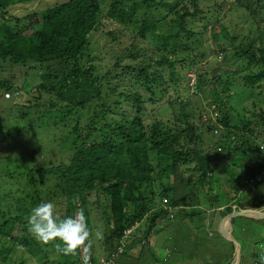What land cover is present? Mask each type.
Returning <instances> with one entry per match:
<instances>
[{
  "label": "trees",
  "instance_id": "trees-1",
  "mask_svg": "<svg viewBox=\"0 0 264 264\" xmlns=\"http://www.w3.org/2000/svg\"><path fill=\"white\" fill-rule=\"evenodd\" d=\"M34 1L0 0V71H12L19 64L22 67L19 71L25 77L17 85L13 77L0 76V91L2 95L6 91L20 94L21 100L7 98L12 105L5 110L17 121L26 122L17 131L12 129L19 122L12 127L4 125L5 129L0 131V154L10 139L29 136L32 146L27 154L29 162H24L26 169L1 178L2 182L10 178L16 191L11 183H4L7 194H0V264H81L79 256H64L52 244L42 245L28 232L27 218L42 202L54 203L55 212L61 217L74 216L82 208L91 232L92 218L100 215L104 226L103 247L111 251L107 253L106 264L132 261L144 264L147 253L156 254L151 246L163 236L172 240L167 250L181 254L178 237L187 233L167 230L160 235L158 230L176 218V211L203 205L195 190L196 179L190 174L197 169L199 180L203 184L208 180L212 185L209 190L206 185L203 188L211 192L208 202L214 207L209 210V219L211 224L216 221V226L204 229L211 239L220 235L219 224L229 213L264 207V178L261 185L245 194L248 199L240 202L241 196H236L233 188L235 184L239 187L235 168L239 169L241 164L232 168V163L228 173L219 168L229 165L222 159L228 155L231 159L238 151L264 166V152L258 143V139H264V105L257 101L253 91L255 84L264 81V68L243 76L246 100L253 105V118L240 113L234 115L236 107L225 108L220 98L221 91L229 94L232 86H236L235 72L214 77L213 81L224 83L220 91L215 87L207 89L212 80L206 79V72L199 73L193 85L195 93H211L220 110L219 117L214 120L209 117L200 131L193 121V110L188 114L182 106L187 100L170 99L167 101L170 109L164 115H153L151 122L143 115L145 93L153 94L149 99L157 100L155 95L165 98L172 84L180 80L177 70L182 64L201 62L218 45L220 54H225L228 44L234 47L232 56L243 67L253 63L264 65V27L256 26L258 41L252 35V26L247 34H242L232 33L221 24L228 13L238 11L245 13L240 15L244 20L256 24L261 16L264 22V0H63L56 4L47 1L50 6L32 9ZM37 1L43 4V0ZM16 8L20 12L14 15L12 11ZM105 18L125 25L119 36L131 41L126 70L116 73L118 79L112 74L119 70L125 57L116 53L117 28L113 25L108 32L104 31L101 22ZM96 32L109 35L104 42L110 49L108 58L114 60L113 67L109 63L101 64L103 71L91 54L90 37ZM217 37L221 41L212 45L209 40ZM183 53L187 54L186 58H181ZM163 66L170 69L168 75L161 71ZM31 70L35 71V80L28 84ZM127 83L129 89H123L122 85ZM49 113L55 116L47 120ZM165 115H171L170 122L164 120ZM2 121L0 118V125ZM55 130L61 134L52 138L58 142V151L53 154L46 150V144L37 142V131H49L50 138ZM94 133L100 134L91 139ZM222 174L229 175L233 183L230 190L219 191L214 186ZM171 177L174 182L165 183ZM13 205H16L14 209ZM207 207L208 203L206 211ZM238 218L250 219L247 230L237 223L243 235L244 231L247 235L254 231V223L260 226L257 239L264 235L258 223L264 218L239 215L233 218L232 225ZM196 233L193 237L198 241ZM199 238L203 241L200 245L205 244L200 258L207 261L205 255L207 251L210 253V243L207 245L200 235ZM224 238L213 243L214 250L223 245L220 258L226 261L220 264H233L236 246L227 238L224 243ZM138 245L142 249L135 250ZM252 245L262 251L264 239ZM241 247L242 251L246 245ZM120 248L122 255L138 252L139 256H128L124 262L120 258L109 262L112 253ZM248 252L241 253L239 264H258L260 252L246 263L250 258ZM186 253L190 264H195V252ZM91 257L90 264H102L96 249H91ZM158 257L154 256L153 260L159 261Z\"/></svg>",
  "mask_w": 264,
  "mask_h": 264
},
{
  "label": "rangeland",
  "instance_id": "rangeland-1",
  "mask_svg": "<svg viewBox=\"0 0 264 264\" xmlns=\"http://www.w3.org/2000/svg\"><path fill=\"white\" fill-rule=\"evenodd\" d=\"M47 1H50V3H52V4L63 2V0H43V4H41V3H38L39 1L35 0L33 2L34 4L31 6V8L33 9L36 6L37 7L40 6L41 8H45L47 6H50V5L46 4ZM229 2H231V1L229 0ZM208 3H209V1H207V5H208ZM21 7H22V5H21ZM225 11L226 10H223V13ZM19 12H20L19 8H16L12 11V13L14 15H17ZM102 14H104V12H102ZM240 15L241 16L245 15V13L242 11L228 13L227 16L222 18L221 24L228 26L229 31H231L232 33H242V34H244V33L247 34L249 27L252 26L254 28V33L252 35L256 36L257 40L259 41L258 30H257L256 26L264 27V22L261 21V16L259 18V22L254 24V22L252 23V21L244 20V18H242ZM231 19H233V21H231ZM101 25L103 26V29L105 32H108L110 27L113 25L117 28V32H116L117 50H116V53L120 56L125 57L123 59L124 62L119 66V70L112 74V76H114L115 79H118V78H116V76H117L116 73L121 74L126 70V69H124V67L126 65L125 61L128 58V51H129L128 48L131 44V41H127V40H125L119 36V31L121 29H123L125 27V25H123L119 22L113 21L109 18L103 19L101 22ZM108 36L101 35V33L96 32V33H94V35L92 34L90 37V39L92 41L91 54H92L93 61H95L97 64L100 65L99 69L102 71H103L102 65H104V64L108 65V63H109V67H113V63H114V60H111L108 58L110 49H109V46L107 44H105V42H104L105 38ZM219 41H221V39H218V37L212 38L209 40V42L212 43V45L217 44ZM225 42L229 43L228 40H224V43ZM220 49H221V47L218 45L217 50H215V52L213 54L209 55L208 57H206V59L202 60L201 62L197 61L196 63H187V62L183 63L182 64L183 67L180 68L179 70H177V73H178L177 75L180 77V80L177 82H174L172 84V87L166 93L165 98L162 97L161 95H155L157 100H153V99H149L151 96H153L152 93H150V92L145 93L146 98H147V103L145 105L143 115H144L146 121L151 122L153 120V115H157V116L164 115L163 112L170 109V105L167 103V101H169L170 99L172 101L177 99V100H179V102H180V100L181 101L187 100V104L185 106L184 105H182V106L185 108L186 113H188V114H191V111L193 110V112H194L193 121H194L195 125L197 126L198 131H200L202 125L205 123L206 119L209 116H215V114L220 113V110L218 109L217 104L215 102H213L214 98L212 97L211 93H209L208 95L196 94L193 91V89L190 87V85L188 83V73H190L191 70L193 71L190 74L193 77L191 82L194 81L195 74H196V77L198 78L200 75L199 73L206 72L207 73L206 79L212 80V84L211 83L207 84L206 88L209 89V88L215 87V88H217V91H220L223 88L224 83L219 81L218 79H215V81H213L215 76L225 75L227 73H233V72L237 73L236 74V80H235L236 86H232V91L229 94H226L223 91H221L220 98L223 99V102L225 104V108H227L229 105H231V106L233 105L236 107V110L233 112L234 115H237L238 113H240L241 115L246 114L249 117L253 118V113H252L253 105H251L249 103V101L246 100V93L247 92H246V88L243 86V76H245L246 74L253 72V71L258 72V71L262 70L264 68V65H262L260 63H253L251 65H248L247 67H243L241 64L242 62L233 58V56H232L233 51H234V47H232L231 45L228 44L227 45V51L225 52V54H220L221 53V52H219ZM186 56H187V54L183 53L181 58H186ZM90 60H91V58H90ZM17 65L18 66L12 68V71L8 72L7 69L4 72L0 71V76L3 79H4V77L11 76L14 78V82L17 85H19L20 83H22V80L24 81L25 77H23L19 71V67L21 69H22V67L19 64H17ZM156 67H158V66H156ZM161 71L168 75L170 69H167L166 66H163L161 68ZM35 75H36L35 71L31 70L29 72V75H28V81H26V82L28 84H30V82H32V80H35ZM177 75H175V76H177ZM15 77H17V78H15ZM197 82H198V80H197ZM129 87H130V84H128V83L122 85L123 89L124 88L129 89ZM104 89L106 90V88H104ZM138 91L144 92L143 89H139ZM253 91H254V95L257 98V101L264 105V102H263V99H264V81L261 83L255 84V88L253 89ZM28 96H30V94H28ZM14 98H16L17 100H19V99L21 100L20 96L14 97ZM22 100H24V99L22 98ZM11 105H12V102L9 101L7 98H5V96L2 95V91H0V114H3V115H0V118L3 119V121H2L3 125H0V131H3L6 126L12 127L13 125H16L17 122H19L18 123L19 125L13 127L12 130L13 131L22 130V128L24 127V123H26L25 120L17 121L16 117L11 116L12 113L10 114L9 111L5 110L7 107H9ZM243 106H245L244 109H243ZM39 114H41V113H38V115ZM54 116H55L54 114L49 113L47 120L49 118L53 119ZM170 117H171V115H168V116L165 115L164 120L170 122V120H169ZM86 123H87V121L85 122V124ZM4 125H6V126H4ZM31 129H33V128H31ZM60 132L61 131L55 130V132H52V134L49 138L48 137L49 131L48 132L37 131V133H38L37 142L46 144V147H47L46 150L55 154L58 151V149L56 147L58 142H57V140L55 142H53L52 138H58L59 134H61ZM99 134L100 133H94V136L91 137V139H94V137L96 138L97 135H99ZM24 137H26V136H24ZM24 137H19L18 139L17 138L10 139L4 145L3 149L1 150V154H0V194L1 195L7 194L8 188L5 186V184H8V183H11L12 188L16 191V187L10 178H6L4 180V182H2L1 178L6 177L5 175H10L11 173H13L15 171L17 172V171L25 170L26 164H24V162H29V158L27 157V154L30 153L29 150L32 146H31V142H29V139H28L29 136H27L25 139H23ZM209 138H211V137H209ZM1 141L2 140H0V142ZM210 144H212V143H210ZM213 145H215L214 142H213ZM215 146H217V145H215ZM203 148H205V147L203 146ZM205 149L208 150V148H205ZM63 152H66V151H63ZM249 156H250V154H249ZM222 160L229 163V165H225V167H219L222 170H224L226 173H228L229 170L231 169L230 165L232 163H234V165H232V168L237 164H241V165H239V169L235 168L237 171L236 178H239V180H238L239 187H237L235 184L233 189L235 191L236 196H238V195L241 196L240 202H244L245 199H248V198L244 197L245 194L250 193L252 191L251 188H255V186L261 185L260 181H262V179L264 178V166H262L260 163L254 161V160L247 159L243 154H241L240 151H238V153L236 154L235 157H231V159H229V155H228V157H226L225 159H222ZM260 168H262V171L259 172ZM257 170H258L257 174L255 176H253ZM6 172H8V174ZM196 172H197V174H199L200 170L197 169ZM246 172H248V173H246ZM186 174H188V173H186ZM190 174H192V172H190ZM195 175L196 174H194L192 177H195ZM238 176H242V177H238ZM218 177H219L220 181L214 182V186L216 188H218L219 191H223V190L225 191L226 189L230 190L231 187L233 186V183L229 179V175L228 174H222V175H218ZM168 179H169V181L174 182L173 177L168 178ZM220 187H224V189H222ZM203 188H204L203 183L199 181L195 187V190L198 193L199 199L202 201V203L205 206H207L206 204L208 203V200L211 199L210 198L211 192L210 191L208 192V191L204 190ZM206 189L207 190L211 189V184L209 182H206ZM11 203L12 202L9 201V204H11ZM205 206L202 205L200 207L199 205H196V208H189L188 211H186V209H180L181 211H179V212L176 211V218L174 220H172L171 222L164 223V225H162L159 228L158 231H160V235H164L165 231H167V230H171L173 233H177L179 231H184L185 233H187V235H185L183 237H180V236L178 237L179 238V246L181 248V254L178 251L176 253H173V254L170 253L167 250V247L172 244V240L168 236H163L160 239L159 243H156V241H155L156 244H153L151 246L154 248L156 254L147 253L146 258L149 261L147 260L146 263H144V264H190L189 255L186 253L187 251L188 252H195V254L197 255V258H194L195 260H197V262L195 264H220V262H225L226 259L220 258V254L223 251V245L218 247L219 248L218 250H214V244H213L215 241H217V239L219 240V243H220L221 238L225 237L223 235V233L220 231V229H221L220 226L222 227L224 224V222H223L224 218L220 222L221 225L219 224L220 235L221 236L223 235L224 237L223 236L221 237L220 235L216 234L215 238L211 239L207 234H205L204 229L207 230V229L211 228L210 226L215 227L216 221H214L213 224H211V221L209 219L210 213L208 211H206V209H204ZM15 207H16V205H13L12 209H14ZM219 209H221V207H219ZM204 210L206 212H204ZM199 211H201V212L199 213ZM257 211H260V213H264V207L257 208ZM250 214L251 215H249V217L257 218L255 215L253 216V213H250ZM238 222H240L239 226H241L243 224L244 229L247 230L248 229V223H250V219L238 218L237 220H235V223L233 225H232V223L230 224V222L227 223L226 228L229 230L231 225H232V234L235 237V239L243 246V248L246 245V248L243 249L241 252L242 253L244 252L246 254L249 251L248 256H250V258L246 261V263H249L253 259V256H255L254 254L256 252L257 253L258 252H260V253L264 252V246H263L262 251H258V250H260V247H257V250H255V248L252 245L256 240L259 242H262L264 239V235L261 238L259 237L257 239L258 236H256V233L257 232L260 233V231H258L260 229V226L255 225L257 223H254V226H253L254 231H251V233L248 235L244 231V235H243L239 231V229L237 228ZM90 223H91L90 227L92 229V240H93L92 250L93 249L97 250V254L99 256L98 260H100L101 258L106 259L108 257L107 253H111V251L110 250L106 251V250H104L105 247H103V239H104L103 238L104 237L103 228H104V226H103L102 220L100 219V215L97 216L96 218H92ZM174 223H176V224L174 225ZM258 223L264 229V219H262V221H259ZM158 224H159V221H158ZM195 231L197 232L196 236L198 237V241L196 240V238L193 237ZM199 235L201 238L206 240L207 245L210 243L209 244L210 253H209V251H207V254L205 255L207 261L205 260V258L204 259H202V257L200 258V255H201L200 251L202 252V248L205 247V244L200 245V243H202L203 241L199 238ZM225 238H227V237H225ZM253 238H256V240H253ZM227 239L223 240V242L227 243V241H226ZM233 243L236 246V243L234 241H233ZM248 243H250V245H248ZM200 247H201V250H200ZM140 249H142L141 245H138L135 250H140ZM235 250H236V248H235ZM196 251H198V252L196 253ZM54 254L57 255V253H54ZM112 254H113L112 255L113 258L109 259V262L115 261L116 258H120L121 262H124V259L127 258L128 256L131 258L139 256L138 252H135V254H133V255L129 253L127 256L125 254L122 255V251H118V252L112 253ZM140 254L142 255V252ZM154 256H159L158 258L160 260L159 261L153 260ZM166 258H168V260H165ZM235 258H236V251H235ZM163 259H164V261H162ZM234 261H236V259H234ZM119 264H121V263H119ZM128 264H135V261H132ZM136 264H142V263H136Z\"/></svg>",
  "mask_w": 264,
  "mask_h": 264
},
{
  "label": "clouds",
  "instance_id": "clouds-1",
  "mask_svg": "<svg viewBox=\"0 0 264 264\" xmlns=\"http://www.w3.org/2000/svg\"><path fill=\"white\" fill-rule=\"evenodd\" d=\"M191 72L193 71L191 70L190 73H188V77L190 78L189 85L195 92L193 85L196 82L197 77L195 74L194 81L191 82L193 79L190 75ZM4 95L5 98H11L19 97L20 94H17V92L6 91ZM209 117L214 120L219 117V114L217 113L215 116ZM258 141L259 144L264 143V139H259ZM260 147L264 149V146ZM195 174V179L200 181V174H197V172ZM206 182L209 181L206 180ZM206 182L204 185H206ZM220 188L223 189L224 187ZM27 223L28 232L40 244H52L58 253L63 254L64 256H79L81 264H90L92 258L91 249L93 247L92 232L88 227L87 219L82 208L78 209L74 216L61 217L55 212L54 203L42 202L32 209L30 216L27 218ZM119 251H121V248ZM106 260L107 259L102 258V264H106ZM258 264H264V252H261L258 255Z\"/></svg>",
  "mask_w": 264,
  "mask_h": 264
},
{
  "label": "water",
  "instance_id": "water-1",
  "mask_svg": "<svg viewBox=\"0 0 264 264\" xmlns=\"http://www.w3.org/2000/svg\"><path fill=\"white\" fill-rule=\"evenodd\" d=\"M255 212H260V211H257V209L253 210V209H244V210H240V211H236V212H231L229 213L228 215H226L224 217V220L223 222L225 223H229L230 224L232 223V219L236 216H239V215H251L250 213H253V216L255 215L257 218H264V213H255ZM229 219L228 221H225L226 219ZM221 225V224H220ZM224 225V224H223ZM227 226V225H226ZM220 231L223 233V235L225 237H227L228 239H230L231 241H234L236 243V261L234 264H239L240 263V260H241V244L235 239V237L233 236L232 234V225L230 227V229L228 230H224L223 226L221 227L220 226Z\"/></svg>",
  "mask_w": 264,
  "mask_h": 264
},
{
  "label": "crops",
  "instance_id": "crops-1",
  "mask_svg": "<svg viewBox=\"0 0 264 264\" xmlns=\"http://www.w3.org/2000/svg\"><path fill=\"white\" fill-rule=\"evenodd\" d=\"M186 174V173H185ZM195 173L194 172H192V176L194 175ZM193 179H195V177H193ZM195 182H197V184H198V182L199 181H197V180H195ZM165 183H173L172 181H169V179H167L166 181H165ZM204 185V184H203ZM211 197V196H210ZM207 205V204H206ZM209 205H211V202H208V207H207V211L209 212V210L210 209H213L214 207H210ZM203 206H205L204 204H203ZM206 207V206H205ZM101 260H102V258L99 260L100 262H101ZM102 263V262H101Z\"/></svg>",
  "mask_w": 264,
  "mask_h": 264
},
{
  "label": "bare ground",
  "instance_id": "bare-ground-1",
  "mask_svg": "<svg viewBox=\"0 0 264 264\" xmlns=\"http://www.w3.org/2000/svg\"><path fill=\"white\" fill-rule=\"evenodd\" d=\"M257 213H260V212H256V214H257ZM228 220H229V219H227L226 221H228ZM226 225H227V223L225 222L224 225H223L224 230H225V229L227 230Z\"/></svg>",
  "mask_w": 264,
  "mask_h": 264
},
{
  "label": "built area",
  "instance_id": "built-area-1",
  "mask_svg": "<svg viewBox=\"0 0 264 264\" xmlns=\"http://www.w3.org/2000/svg\"><path fill=\"white\" fill-rule=\"evenodd\" d=\"M260 146H264V143H260ZM261 148V147H260ZM262 149V148H261ZM264 151V149H262ZM105 262V261H104Z\"/></svg>",
  "mask_w": 264,
  "mask_h": 264
}]
</instances>
